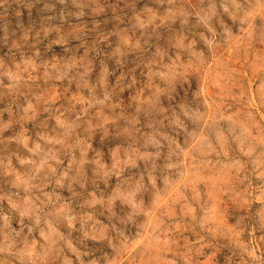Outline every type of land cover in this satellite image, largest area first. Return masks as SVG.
Instances as JSON below:
<instances>
[{"label": "rangeland", "instance_id": "obj_1", "mask_svg": "<svg viewBox=\"0 0 264 264\" xmlns=\"http://www.w3.org/2000/svg\"><path fill=\"white\" fill-rule=\"evenodd\" d=\"M0 264H264V0H0Z\"/></svg>", "mask_w": 264, "mask_h": 264}]
</instances>
